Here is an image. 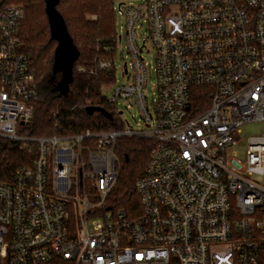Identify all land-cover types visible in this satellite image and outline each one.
<instances>
[{
    "label": "built area",
    "instance_id": "2783aa9c",
    "mask_svg": "<svg viewBox=\"0 0 264 264\" xmlns=\"http://www.w3.org/2000/svg\"><path fill=\"white\" fill-rule=\"evenodd\" d=\"M115 10L132 71L124 68L128 82L109 101L118 112L119 101L136 108L143 129L123 122L121 131L29 138L18 130L32 121L39 89L24 53L25 13L0 0V138L38 144L30 167L0 180V264H264L256 179L264 133L249 139L245 163L228 155L243 125L264 123V0H145ZM123 136L155 142L131 211L109 202Z\"/></svg>",
    "mask_w": 264,
    "mask_h": 264
},
{
    "label": "trees",
    "instance_id": "16d2710c",
    "mask_svg": "<svg viewBox=\"0 0 264 264\" xmlns=\"http://www.w3.org/2000/svg\"><path fill=\"white\" fill-rule=\"evenodd\" d=\"M24 5L21 24L24 53L35 71L39 99L32 121L20 126L18 134L29 138L80 135L123 130L121 113L104 96L103 88L115 81V67L101 69V62H114L117 44V0H59L58 11L64 17L68 31L79 50L73 68V82L67 97L52 91L49 83L57 42L51 39L44 0H5ZM97 16L96 21L86 18ZM54 45V48H53ZM84 68V72L80 71ZM60 77H57L59 80ZM99 107L100 112L88 113ZM206 106L199 109L202 111ZM155 142L141 137H119L115 153L120 161V175L110 195L114 207L138 208L136 182L144 176ZM38 155V144L0 138V180L9 182L23 169L32 165Z\"/></svg>",
    "mask_w": 264,
    "mask_h": 264
},
{
    "label": "rangeland",
    "instance_id": "374dc122",
    "mask_svg": "<svg viewBox=\"0 0 264 264\" xmlns=\"http://www.w3.org/2000/svg\"><path fill=\"white\" fill-rule=\"evenodd\" d=\"M144 1L145 0H117L115 2V5H116V8L118 9L120 5L124 3L139 6L143 4ZM14 4L24 8V5L22 4H19V3H14ZM86 18H88L90 21L97 20V16L95 15H88ZM122 25H123V19L122 17L118 16L116 13V29L120 27V31L118 32V34L123 36V41L118 43L116 57L114 58L115 81L110 85L108 84L104 86L103 88L104 96L107 98H112L115 95V92L117 91V89L123 84L128 82V76L124 75V68L127 67L129 72L132 71V68L130 65L131 60L126 51L127 50L126 38L121 33ZM137 34H138V38H140V42L144 41L147 37L146 28L140 26L137 29ZM141 46H142V43H141ZM53 48H54V45H53ZM143 58L145 59V62H147V67L149 70L146 96H147L149 104H151L152 99L156 94V87H155L156 86V74L153 70H150V67L155 62V50L150 43H147L145 46ZM118 109L120 112H123V114L121 115L123 122L125 123L128 122L129 126L133 128L135 131H141L143 129V124H142L143 122L136 108L128 110L126 109L124 102L119 101ZM239 131L240 132H239L238 145L235 146L233 149H231L228 152V155L233 157L235 160L240 161L243 164L245 163L246 158H247L246 152H247L249 139L252 137L260 136L264 133V123L263 122L247 123L243 125ZM256 179L260 181L261 183H264V177L256 178ZM109 202L112 203L110 199H109ZM128 211H131V210L129 209Z\"/></svg>",
    "mask_w": 264,
    "mask_h": 264
},
{
    "label": "water",
    "instance_id": "95a60500",
    "mask_svg": "<svg viewBox=\"0 0 264 264\" xmlns=\"http://www.w3.org/2000/svg\"><path fill=\"white\" fill-rule=\"evenodd\" d=\"M44 2L51 39L57 42L49 83L54 84L52 89L54 93H58L60 97H67L73 82V68L80 53L68 31L64 17L57 9L59 0H44ZM58 76L59 80H57ZM87 111L89 114L100 112L111 117L107 111L99 107H90Z\"/></svg>",
    "mask_w": 264,
    "mask_h": 264
}]
</instances>
